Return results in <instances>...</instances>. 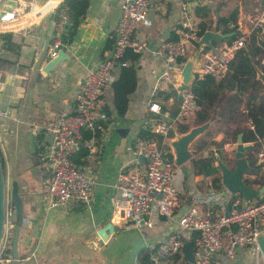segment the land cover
Masks as SVG:
<instances>
[{
    "label": "crops",
    "instance_id": "1",
    "mask_svg": "<svg viewBox=\"0 0 264 264\" xmlns=\"http://www.w3.org/2000/svg\"><path fill=\"white\" fill-rule=\"evenodd\" d=\"M60 1L0 0V15L14 10V21L28 16L32 19L27 25L10 31L14 41L20 44L15 62L8 61L11 59L8 52H0L3 59L0 61V111L6 113V117L0 118V150L6 183L16 181L22 208L17 255L25 257L22 259L25 264H135L146 258L151 247L166 232L177 229L171 219L160 217L152 227H131L128 230L113 227L106 240H101L97 232L107 224L114 226L110 215L116 174L134 163L133 138L140 130H150L154 123L155 114L149 111V104L156 103L173 110L177 106L178 101L171 97L165 101L152 100L156 92L174 90L176 93L181 82V66L167 64L157 54V49L172 33L177 34L182 4L190 10L195 23L198 20L193 16V7L206 6L209 9L207 24L210 25L206 30L218 33L219 30L214 28L216 17L226 16L236 8L237 23L244 26L245 18L255 4L252 0H148L150 25H138L131 36L132 42L140 49L129 48L138 56L134 62L135 86L127 96L126 110L122 116L116 114L111 86H105L96 102V111L106 108L109 115L102 123V130L95 135L94 149L89 151L82 146L83 150L77 149L79 153L73 154L77 165L93 178L91 200L88 204L72 202L47 210L44 196L50 170L45 153L51 136L45 126L59 112L72 109L83 76L96 69L99 60L110 50L122 0H89L72 36L69 37L67 32L64 35L61 60L45 73L42 69L51 59L48 43L53 33V12ZM225 42L222 39L212 44L217 49ZM194 49L192 43L187 46L185 60ZM165 69L180 82L172 85L160 80L155 85L156 76ZM219 103L220 100L214 109ZM214 116L213 124L216 114ZM192 122L193 113H190L185 124L192 127ZM212 134V140H223L222 133ZM168 139L171 138L164 139V142ZM226 143L229 141L219 148V159L233 167L234 159L227 156L226 148V152L222 149ZM211 149L215 147L207 148L209 152ZM189 169L187 161L184 170L176 169L172 176V183L180 190L183 207L195 202L187 192L204 191L211 183L210 177L194 176ZM213 176L218 177L219 173ZM200 208L211 212L212 216L221 210L220 205H200ZM179 233L182 238H187L186 233ZM212 264H253V256L248 249L238 248L233 259L216 257Z\"/></svg>",
    "mask_w": 264,
    "mask_h": 264
},
{
    "label": "built area",
    "instance_id": "2",
    "mask_svg": "<svg viewBox=\"0 0 264 264\" xmlns=\"http://www.w3.org/2000/svg\"><path fill=\"white\" fill-rule=\"evenodd\" d=\"M147 8L148 0L121 1L110 50L99 60L96 69L83 76L74 95L72 109L59 112L45 126L51 136L45 153L50 170L44 196L47 210L61 208L72 202L88 204L91 200L93 178L74 164L72 156L80 145L89 151L94 149L95 135L102 130V123L107 118L104 112L96 111V102L103 88L115 80L116 71L126 64L122 59L125 50L140 49L139 45L132 42L131 36L138 25H150ZM15 15L14 10L0 15V32H10L32 20L28 16L14 21ZM53 16V33L48 43V56L51 59L57 56L63 45L64 35L71 25L69 8L61 1L56 5ZM178 24L177 39L162 41L157 49V54L167 64H175L178 58L184 57L187 46L199 39L197 25L191 19L190 10L185 4L181 6ZM237 25L240 28L239 36L225 42L215 51L203 46L197 47L199 57L193 69L194 79L206 76L216 79L225 77L229 62L245 47L252 34L264 40V5L252 7L245 18V25ZM160 80L172 85L180 82L167 69L156 76L155 85ZM176 95L177 109L170 122L153 121L150 128L152 133L164 138L176 125L185 123L187 116L195 109L189 88H176ZM148 109L154 114L159 113L156 103L149 104ZM163 116L166 117L167 113L163 112ZM4 117L5 111H0V118ZM82 131L88 132L89 136L82 138ZM235 145V142H229L222 148L223 151L226 148L225 152L231 159ZM209 153L214 158L218 157L216 149H211L210 152L204 149L201 155L205 157ZM248 153L257 171L264 173V141L260 140L259 145L250 147ZM133 154L134 163L120 169L114 181L110 215L113 227L117 230L152 227L160 217H165L171 219L177 228L166 232L151 247L146 258L135 264H212L216 257L233 259L238 248H246L251 252L253 264H264L256 244L257 237L264 236V192L257 199L244 202L240 197H231L232 194L222 185L215 187L209 183L204 191L187 192L195 202L183 207L180 204V190L172 183V161L162 157L156 140L136 135L133 138ZM138 156H142L143 163L138 160ZM200 205H220L221 210L212 216L211 212L202 210ZM11 207L6 196L0 233V264H7L11 257ZM179 231L186 233L187 238H182ZM185 241L191 242V261L183 259L182 245Z\"/></svg>",
    "mask_w": 264,
    "mask_h": 264
},
{
    "label": "trees",
    "instance_id": "3",
    "mask_svg": "<svg viewBox=\"0 0 264 264\" xmlns=\"http://www.w3.org/2000/svg\"><path fill=\"white\" fill-rule=\"evenodd\" d=\"M256 6L264 5V0H252ZM69 8V17L71 25L67 29V35L72 36L73 31L77 25L79 17L86 10L89 0H62ZM193 16L198 21L197 37L199 38L204 30L210 28L207 24V16L209 9L206 6L193 7ZM238 10L234 8L226 16H218L215 19L214 28L220 33L230 34L223 39L226 42L239 36L240 28L237 25ZM177 39V34L172 33L168 40ZM192 45L197 48V41H192ZM20 44L15 42L11 32H0V52H8L11 59L8 61L15 62ZM206 48V47H204ZM207 49V48H206ZM137 53L127 48L122 59L126 62L124 66L118 69L115 80L111 83L112 90V104L118 116H122L126 110L127 96L130 94L135 86V68L134 62L137 59ZM263 57L262 50L256 44L255 34H252L245 43V47L239 50L228 64V73L223 78H213L206 76L203 79H194L189 87L195 102V109L193 113V125H199L207 120L212 111L216 113V119L211 129L207 130L203 135L198 137L192 148L195 150V155L188 160L190 171L195 175H202L204 178L210 177V182L215 187H221L220 178L217 175V168L213 165L214 157L209 153L207 156H202L201 152L210 146L217 150L218 158H221L220 147L225 141L235 142L237 134H241L242 143L250 144L251 147L259 145V141H264V86L256 78L254 66H256L264 74V62L261 61ZM186 56L180 57L175 61V65L179 68L184 62ZM3 59L0 58V61ZM175 91L171 90L168 93L156 92L153 94L152 100L159 98L167 100L171 97L175 98ZM220 100L219 106L215 107L216 102ZM158 105V104H157ZM159 113L153 116V120L170 122L171 118L176 112L175 109H169L163 105H158ZM109 115L106 108L99 109ZM163 112H167V116H163ZM230 123H233L231 125ZM249 125L251 128H249ZM188 125L181 123L176 125L163 138L160 135L152 133L150 130H140L137 135L142 137L153 138L158 143L162 157L165 160L172 161V155L169 147L165 144L164 139L171 138L174 134L184 133L188 129ZM220 132L223 135V140L216 142L212 140V133ZM89 133L82 131V138H87ZM78 150H83L82 146ZM76 153H79L77 151ZM246 158L250 163L252 170L246 173L243 177V182L252 187H261L264 184V173L257 171L253 165V160L249 153ZM76 157L72 156V161L77 165ZM0 163L2 173L4 176V162L0 150ZM252 176V179L249 177ZM239 197L233 195L231 197ZM140 259L139 261H143Z\"/></svg>",
    "mask_w": 264,
    "mask_h": 264
},
{
    "label": "water",
    "instance_id": "4",
    "mask_svg": "<svg viewBox=\"0 0 264 264\" xmlns=\"http://www.w3.org/2000/svg\"><path fill=\"white\" fill-rule=\"evenodd\" d=\"M228 33H218L211 30H204L199 37L198 46L206 47L212 51L216 50V47L212 43H217L222 39L229 36ZM256 44L260 47L263 53L261 61L264 62V40L258 35H255ZM62 50H59L57 56L46 62L43 67V71L46 73L50 71L57 61L61 60ZM199 57V50L195 48L189 58H187L181 65L180 76L181 82L177 86V90L188 89L192 84L194 78L192 76V68ZM256 78L264 86V74L254 66ZM264 94V90L262 91ZM176 98L178 96L176 95ZM215 111H212L207 120L199 125L189 127L186 132L174 134L171 139L165 141V144L169 147V151L172 155L171 169L175 171L179 169L184 170V163L195 155V150L191 147V143L203 134L209 127L212 126ZM235 148L233 151L234 166L228 167L218 157L215 158V166L219 173L220 184L230 194L239 195L242 201L247 202L257 199L260 194L264 192V184L259 188H252L243 182V176L252 170L250 163L248 162L245 154L250 150V144H243L241 141V134H237L235 139ZM138 160L143 163L142 156H138ZM8 197L10 204L12 205L11 211H13V228L10 241V260L7 264H25V257H18L17 255V241L19 231L22 225V208L21 198L18 191V185L16 181L12 180L8 185L6 179L2 173V167L0 163V233L2 229L4 200ZM159 197V196H157ZM113 231V226L107 224L98 230V236L101 240L107 239V234ZM260 256L264 261V236H258L256 240ZM183 259L185 261H191V242L185 241L182 245Z\"/></svg>",
    "mask_w": 264,
    "mask_h": 264
},
{
    "label": "rangeland",
    "instance_id": "5",
    "mask_svg": "<svg viewBox=\"0 0 264 264\" xmlns=\"http://www.w3.org/2000/svg\"><path fill=\"white\" fill-rule=\"evenodd\" d=\"M255 6H256V5H255ZM186 55H188V54L186 53ZM186 55H185V56H186ZM189 116H190V114H189L187 117H189ZM212 126H213V125H212ZM212 126L209 127L207 130L211 129ZM207 130H206V131H207ZM206 131H205V132H206ZM205 132H204V133H205ZM204 133H203V134H204ZM203 134H201V135H203ZM201 135H200V136H201ZM200 136H199V137H200ZM196 139H197V138H196ZM196 139H195V140H196ZM195 140H194V141H195ZM194 141L191 143L190 148L193 146Z\"/></svg>",
    "mask_w": 264,
    "mask_h": 264
}]
</instances>
